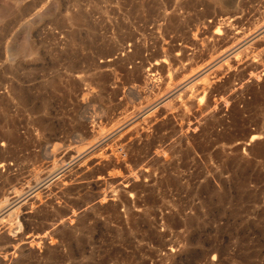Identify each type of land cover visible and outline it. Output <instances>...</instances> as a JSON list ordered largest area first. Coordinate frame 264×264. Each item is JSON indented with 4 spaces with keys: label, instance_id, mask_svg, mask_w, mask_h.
<instances>
[{
    "label": "rangeland",
    "instance_id": "obj_1",
    "mask_svg": "<svg viewBox=\"0 0 264 264\" xmlns=\"http://www.w3.org/2000/svg\"><path fill=\"white\" fill-rule=\"evenodd\" d=\"M0 264H264V0H0Z\"/></svg>",
    "mask_w": 264,
    "mask_h": 264
},
{
    "label": "bare ground",
    "instance_id": "obj_2",
    "mask_svg": "<svg viewBox=\"0 0 264 264\" xmlns=\"http://www.w3.org/2000/svg\"><path fill=\"white\" fill-rule=\"evenodd\" d=\"M255 139H257V138H255Z\"/></svg>",
    "mask_w": 264,
    "mask_h": 264
}]
</instances>
